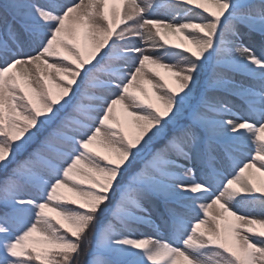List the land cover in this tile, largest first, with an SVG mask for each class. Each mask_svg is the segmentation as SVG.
Masks as SVG:
<instances>
[{"label": "snow or ice", "instance_id": "6c2138e0", "mask_svg": "<svg viewBox=\"0 0 264 264\" xmlns=\"http://www.w3.org/2000/svg\"><path fill=\"white\" fill-rule=\"evenodd\" d=\"M0 27V264H264V0H0Z\"/></svg>", "mask_w": 264, "mask_h": 264}, {"label": "rangeland", "instance_id": "374dc122", "mask_svg": "<svg viewBox=\"0 0 264 264\" xmlns=\"http://www.w3.org/2000/svg\"><path fill=\"white\" fill-rule=\"evenodd\" d=\"M196 11H200V10H196ZM149 18H153V17H149ZM0 32H2V27H0ZM158 39H159V38H157V40H158ZM180 42H181V41H180ZM241 42H242L243 44L249 46V47H252V48L254 49V51H256V53L259 52V45L261 44L259 34H255V33H254V34L251 36V38H249L248 36H244V37L242 38ZM185 43H186V42H185ZM140 46H141V47H146V45H145L143 42H140ZM174 62H175V61H171L170 63H174ZM148 67H150V68H154L155 71H159V72L161 73V75L165 77V80H167L169 84H174V80H173V78L171 77V75H170L169 73L165 72L163 69L155 68V66H152V65H149ZM138 94H139V93H138ZM129 131H131V129H129ZM93 150H94V151H97V150H100V149H97V148L93 147ZM248 153H249V152H248ZM248 153H247V154H248ZM229 171H231V168H229ZM199 175H200V173H199V171L197 170V171H196V176L199 177ZM153 218H155V217H153ZM140 231H142V232H146V233H148L149 235H153V236L156 235V233H155L151 228H148V227H146V226L143 227V228H141ZM162 234H165V235H166V233H163V232H162Z\"/></svg>", "mask_w": 264, "mask_h": 264}, {"label": "trees", "instance_id": "16d2710c", "mask_svg": "<svg viewBox=\"0 0 264 264\" xmlns=\"http://www.w3.org/2000/svg\"><path fill=\"white\" fill-rule=\"evenodd\" d=\"M252 35H253V34H252ZM170 39H171V41H172L173 44H175V43H180V40L177 39V37H175V36L170 37ZM260 52H261V44L259 45V52H257V54H259ZM177 59H178V58H177ZM166 62H171V61H166ZM238 78H239V77H238ZM37 143H38V140H37ZM35 146H36V145L33 144V147H35ZM250 151H251V144L248 143V144L246 145V147H244V148L241 150L242 154H240V153L237 154V160H244V159H245V156H246L247 153L250 152ZM137 166H138V165H137ZM9 167H11V165H10ZM250 171H254V170H250ZM0 177H2V173H0Z\"/></svg>", "mask_w": 264, "mask_h": 264}]
</instances>
